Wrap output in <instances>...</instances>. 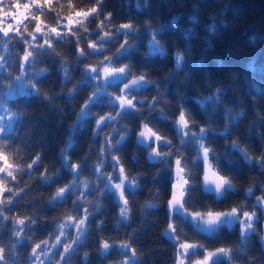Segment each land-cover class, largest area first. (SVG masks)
<instances>
[{"label": "trees", "instance_id": "1", "mask_svg": "<svg viewBox=\"0 0 264 264\" xmlns=\"http://www.w3.org/2000/svg\"><path fill=\"white\" fill-rule=\"evenodd\" d=\"M25 1L29 4L28 16L11 27L12 39L4 38L0 32V63L4 65L0 69V84H3L0 99L9 106V112L20 114L17 118L20 123L11 134L13 138L7 141L10 162L14 161L16 166L10 169L12 176L7 170L0 173L4 185L19 193L15 197L9 192L0 194V206L7 205L3 215L9 217L4 220L0 216V247L4 248L7 264H40L41 261L43 264H123L132 255L119 247L123 243L135 249L136 259L132 264H175L179 242L171 243L164 236L170 222L168 200L172 196L174 161L180 155L189 161L195 159L194 149L198 147L191 143L194 138L190 135L189 143L180 151L182 146L174 123L179 120L181 110L194 132L199 133L201 127L208 130L203 142L214 150L215 157L210 159L209 167L232 185L216 199L201 187L202 159L195 165L189 163L186 171L192 172L193 186L188 210L229 212L243 206L239 211L241 219L243 211L251 214L254 210L256 214L252 220L254 230H247L246 239L241 237L239 221L231 227L224 225L216 235L209 236L197 231L190 218L172 217L180 240L204 246L186 258V264L201 258L205 250L221 247L233 249L231 261L222 257L221 264H264V204L257 200L264 199V164H257V159L264 155V0H103L98 15L94 19L90 17V22L83 19L73 26L72 34L68 28L60 31L64 40L49 36L52 49L47 48L45 38L32 39L37 23L33 14L39 16L42 29H59L69 15L78 10L87 11L95 6L96 0H71L72 8L68 7V0H53L52 9H40L31 0ZM3 3L11 5L4 8L9 15L16 3L25 4L23 0H3ZM4 12H0V21L9 26L11 21L2 18ZM108 13H112V18L104 21ZM125 23L133 25L134 34L114 35ZM157 30H160L157 44L166 53L164 56L149 55L152 33ZM105 31L112 39L104 40V52L88 49L89 40L84 37L96 42ZM78 38L79 47L85 50L83 58L77 51ZM125 39L137 50L129 54L130 58L121 57L119 62L109 65L105 55L114 57ZM39 45H44V52ZM25 49L33 56L26 65L23 81L36 94L16 95L15 99L7 100L2 92L8 90L10 80L20 75ZM177 54L184 56L183 68L179 70L175 67ZM129 65L131 74L125 80L107 82V92L96 88L99 102L91 106L88 118L78 121L81 109L93 96V86L105 83L97 73L95 79L84 83L90 75L86 69ZM38 73L45 75L37 77ZM141 75L155 82L156 87L149 84L134 91L127 99H132L136 108L111 119L110 123L102 121L98 129L96 122L100 117H116L121 112L116 99L123 84ZM33 83L35 89L30 87ZM218 92L223 93L222 103H209L203 108L197 103V99L207 100ZM153 103L150 111L148 105ZM161 113L166 119H159ZM147 121H151L148 127L172 142L171 147L160 145L162 153H172L167 157L170 168H165L159 158H151V148L138 143V134ZM226 128L227 135H221ZM125 132V140L109 147V141L115 145ZM234 141L248 152L251 162L232 147ZM152 147H157V142H152ZM37 156L39 162L29 171L28 165ZM72 164L77 169L73 170ZM121 166L125 169L123 177ZM45 170L46 179H52L50 184L41 180ZM133 178L139 187L134 193L125 190L129 203L124 219L121 209L125 205L123 201L121 204L120 190L117 194L114 185L120 181L129 185ZM70 185L73 190L65 199L53 200L58 189ZM249 189L251 195L247 194ZM9 198L13 203H8ZM85 217L83 242L73 245L78 235L77 222ZM16 220H24V224L18 225ZM14 228L23 229L22 245L15 244ZM101 241L112 245L107 255L101 254L104 251ZM36 244L41 245L38 254L47 250V259L44 255L39 260L32 257ZM65 244L73 245L75 251L62 261L60 253L64 252Z\"/></svg>", "mask_w": 264, "mask_h": 264}, {"label": "snow or ice", "instance_id": "2", "mask_svg": "<svg viewBox=\"0 0 264 264\" xmlns=\"http://www.w3.org/2000/svg\"><path fill=\"white\" fill-rule=\"evenodd\" d=\"M102 2L103 0H96L95 6L91 7L87 11L85 10H78L75 11V17H83L84 20L89 21V18H95L96 15H98L99 10L102 8ZM31 4L36 6L37 8L43 9L44 7H48L49 9H52L53 6V0H31ZM5 7H11V5H5L3 3V0H0V12H4ZM15 7L17 9L23 7L25 10L29 9V4L25 3L23 5L16 3ZM68 7L72 8L73 5L71 3V0H68ZM139 7V5H137ZM145 7H147V3H145ZM4 15H9L8 12H4ZM13 19L16 20L17 24L21 23L19 19H17L16 14H12ZM21 16H24V13H20ZM26 19L27 16H24ZM33 18L36 19L37 23L34 29L35 33H41L42 31V25L40 23L39 16L33 14ZM112 18V13H108L104 17V21H108ZM68 20V32L70 34L73 33V17L72 15H69L67 17ZM2 23V21H0ZM59 24V21H57ZM103 24V21L101 22ZM133 25L125 23L121 24L119 26V29H117L116 33L114 35H124L127 37L130 34H134L132 32ZM11 30V25H9L7 28H0V32H3V37L7 38L9 40L12 39V37L9 36V32ZM124 30V31H121ZM51 32L55 34L56 39L58 40H64V35H62L60 32L57 31V28L53 27L51 29ZM19 34V33H17ZM160 34V30H157L156 32L152 33V40L150 41L149 48L150 53L149 55L159 54L161 56L166 55L163 48L157 44V37ZM32 39L36 40L37 37L35 35H32ZM84 39H88V49L95 51V52H104V40L105 39H112V37L109 35L108 32H103V35H101L100 40L96 42H92V40L89 37H84ZM45 44L47 45L48 49L53 48L52 41L45 36ZM71 43V41H69ZM77 44V51L79 53V56L83 58L85 56V50L81 49L79 47L80 39L78 38L76 41ZM33 47H37V45H33ZM41 52L45 51L44 45L38 46ZM134 45H130L125 39V42L120 45V48L117 50V53L114 55V57H108L105 55L104 59L109 65L116 64L119 62L121 57H129V54L133 51H136ZM50 54V53H49ZM33 56V53L25 49V54L23 56L24 64L21 65V71L20 75L15 78L14 81H9V87L7 92H2V95L7 100H13L15 99L16 95L31 97L35 95L36 93L33 91H28L25 86L23 85V80L27 74L26 65L30 63L29 58ZM2 59V58H0ZM184 65V56L182 54H177L175 57V67L176 69H182ZM4 67L3 63H0V69ZM64 78L67 79V68L64 69ZM86 71H89L90 75L88 78L84 80V83H89L90 79H95V73H97L98 69L93 67L90 69H86ZM103 73L106 78V82L104 84H100L99 82L93 86V96L88 98V102L84 105V107L81 109L79 115H78V121H83L86 118H88L91 115V106L93 104H96L99 102L96 88H101L102 91L107 92V77H113L112 83H116L117 81H123L127 78L128 75L131 74V66H125V67H104ZM45 73H38L37 77H43ZM35 79V78H34ZM151 84L153 87H156L155 82L147 81L145 75H141L138 79H133L130 83H124V87L120 90V95L118 96V99L120 100L121 104V112L117 113L116 117H100L99 120H97V128L99 129L101 127V122L110 123L111 119H116L117 117H120L124 115L127 112H130L136 108V105L133 104L132 99H127V97L134 93V91L140 90L142 88L148 87V85ZM32 89L36 88V84L33 83L30 86ZM3 89V84H0V90ZM264 94V93H262ZM223 95L222 92H218L212 96H209L207 100H199L197 99V103L203 108L206 107L209 103L218 105L219 103H222L221 96ZM111 103V101H110ZM125 103L127 107H125ZM138 104H143V101H138ZM184 105L181 104V108L183 109ZM9 106L5 104L3 99H0V173H4L7 170V174L9 176H12V172L10 169L16 166V163L10 162L9 155H10V148L8 146L7 141L12 139V133L16 131L15 125L20 123V121L17 119L19 117V112H9L8 110ZM149 110L151 111L154 108V103L148 105ZM159 119L163 120L166 119L163 113L160 114ZM151 121H147L144 123V130L139 132V140L138 143L140 146L144 148H151V155L153 158H159V162L163 163L165 168H170L171 165L167 159V157H171V152H163L160 150V145H167L171 147V140L167 138H162L160 134L157 132H154L152 128L148 127V124ZM179 124L181 125L180 128H177V135L180 139L181 149L180 151H183V145L189 143L188 137L191 135L194 139L191 141V143L198 145L197 148L194 149L196 151V157L195 159H192L191 161L187 160L183 155L178 156L175 161V175H174V181L171 184L172 187V196L168 200V207H169V213H170V222L168 224V228L165 230L166 233L169 234L170 239H175L179 242V247L177 249V264H184L185 258H190L192 255L196 254V249L200 248L203 249L204 246L196 243H188L180 240V234L178 232V228L176 223L172 220V217L179 216L181 220H185L187 218H191V223L195 227V229L199 232L205 233L209 236L216 235L219 232V229L224 226L228 225L231 227L233 224H235L237 221L240 222L242 226L241 230V237L242 239H246L248 235L247 230H254V226L252 224V220L255 217V211L253 210L251 214L248 211H243V217L245 219H241L239 215V211L243 206H240V208L234 207L229 212H213L211 210H205L204 212L200 211H189L187 207L188 199L191 195V189H192V172L190 170L186 171V166L191 163L193 165L197 164L198 161L201 159V152H202V162L205 166V169L207 171L209 165L210 159L215 158L214 157V150L208 147L203 141L207 139V132L208 130L204 127H201L199 129V133L194 132L189 122L185 118V112L181 110L179 115ZM181 132L183 133L181 135ZM228 129H225L224 133H221V135H227ZM149 137H154L155 142H157V147H152V141L149 140V142L146 144L145 140H148ZM127 138V132L124 133V135L120 138V140H117L115 142V145L109 141V147H115L116 145L120 144L123 140ZM232 147L235 150H238L241 152V154L244 156L245 160L248 162H251V158L248 154V152L245 149H240L238 144L234 141L232 144ZM113 159H116L117 163H119V160L116 157H113ZM40 160V157L37 156L32 163L28 165V170L30 171L35 164H37ZM68 161H65V165H67ZM257 164H264V155L259 157L257 159ZM72 169H77L76 164H72ZM97 172L100 171L99 168L96 169ZM125 172V169L123 166L120 167V173L121 177H123ZM47 170H45V173L41 174V180L43 183L50 184L52 182L51 178H47ZM213 175L216 177V180L218 181L215 183V197L216 199H220L224 195V191H227L232 188L231 182L229 179L217 175L215 172ZM13 179L15 177L13 176ZM111 179V177L109 178ZM107 187V186H106ZM114 187L117 190H120V197L119 199L123 201L125 208L121 209V215L124 219H127L126 211L129 201L125 199V190L135 192V190L139 187L138 181L133 178L132 183L129 185H124L123 183H117L114 185ZM177 189H179V195L177 196ZM71 185L67 188H60L58 189L56 196L53 197V200L59 199L63 200L67 197V195L72 191ZM223 190V191H222ZM22 191V190H21ZM3 192H9L12 193V197H15L19 193L12 192V189L10 187H6L4 185L3 178L0 177V194ZM204 192L205 193H212V189L208 187L207 185V176L205 177V185H204ZM252 190H248V195H251ZM257 200L264 204V199L258 197ZM8 203H13V199L9 198ZM7 205L0 206V216H3L4 220H7L9 217L3 215V209ZM87 212V209H85ZM86 220L87 217H85V220H79L77 222V231L78 235L73 239V245L83 241L81 240V237L84 234V231L86 230ZM16 224L23 225L24 220H16ZM99 227V225H98ZM14 234L16 236L15 244L22 245L23 244V237L20 236V231H23V229L16 230L13 229ZM64 233H62L63 235ZM262 240H264V237H262ZM43 243H47V241H44ZM60 243L59 237L57 238V245ZM73 245L65 244L64 245V252L60 253V259L66 260L67 254L70 252L75 251L73 248ZM56 245H54L55 247ZM101 249L104 251L101 253L102 255H107V252L111 250L112 245H110L107 241H101L100 245ZM122 250H129L131 251L132 255L129 258H126L123 261V264H132V262L136 259V252L135 249L131 247L128 243H123L119 246ZM41 248L40 244H36L32 248V257H34L36 260H39L40 255H44L47 259V250H42L40 254L37 253V250ZM232 252L233 249L228 248H218L216 251H204V258L202 260H198L195 262V264H221V258L226 257L229 261L232 259ZM85 261H87L88 257L87 254H85L84 257ZM0 264H7V261L4 256V248L0 247ZM40 264H43L41 261Z\"/></svg>", "mask_w": 264, "mask_h": 264}, {"label": "rangeland", "instance_id": "3", "mask_svg": "<svg viewBox=\"0 0 264 264\" xmlns=\"http://www.w3.org/2000/svg\"><path fill=\"white\" fill-rule=\"evenodd\" d=\"M23 1H24V3H27L25 0H23ZM20 13H24V16H28V9L25 10L23 7L17 9V8L15 7V5H14L12 11L10 12V15H9V16H3L2 18H3V20H4V19H9V21H11V22H10L11 27H14V26L17 25V22H16L15 19H13V15H12V14H16L17 19H19L21 22H22L23 20H25L24 16H21ZM72 17H73V26H75L77 23L81 22V21L84 19L83 17H75V14H73ZM2 26H3V27H2ZM0 27H1V28H7L8 26L6 25V23H3V24L1 23V24H0ZM67 28H68V20H67V18H66V19L64 20V22H63L62 24H60V27H59V29H57V31L60 32V31H62V30H66ZM1 33H3V32H1ZM34 35H35V36H41L42 38H45V36H47V37H49V36H51V37H52V36H55V34L51 32V29H42L41 33H35V32H34ZM104 67H105V66L100 67V68L98 69V71H97V74L99 75V77L101 78V80H103V81L106 82V78H105V75H104V73H103V68H104ZM112 79H113V77H111V76H110V77H107V82H111ZM131 81H132V80H131ZM131 81H127V82H125V83H130ZM22 83H23V85L25 86V88L29 91V86H28L24 81H23ZM123 87H124V84H123L122 88H123ZM7 91H8V90H7ZM7 91H6V92H7ZM116 100H117L118 107L121 109V107H120V104H121L120 100H119L118 98H117ZM125 107H127L126 103H125ZM174 126H175V128H176V127H177V128H180V127H181V125L179 124V120H178L176 123H174ZM177 128H176V129H177ZM142 130H144V129H142ZM142 130H141V131H142ZM137 139H138V140L140 139V138H139V134H138ZM149 140H151L152 142H155L154 137H149L148 140H145V143H148ZM151 158H153L152 155H151ZM201 159H202V152H201ZM174 170H175V164H174V169H173V178H174V175H175ZM203 172H204V174H203V178H202V180H201V187H202V189L204 190L205 177L207 176V185H208V187H210V188L212 189V193L214 194V192H215V183L218 182V181L216 180V177L213 175L214 172L210 169V167H208V169H207V171H206L204 165H203ZM120 183H124V181H120ZM114 189L117 190L115 187H114ZM177 192H179V189H177ZM117 194H118V190H117ZM214 195H215V194H214ZM121 204H122V201H121ZM189 218H190V217H189ZM190 219H191V218H190ZM243 219H245V218L243 217L242 220H243ZM240 225H241V224H240ZM240 229L242 230V226L240 227ZM262 237H264V232H263V236H262ZM262 241H263V243H264V240H262ZM178 247H179V246H178ZM178 247H177V249H178ZM215 251H216V250H215ZM212 252H214V251H212ZM203 258H204V255H202V257L199 258V259L192 260L189 264H195L196 261H198V260H202ZM185 261H186V258L184 259V264H186ZM175 264H177V256H176V258H175Z\"/></svg>", "mask_w": 264, "mask_h": 264}, {"label": "water", "instance_id": "4", "mask_svg": "<svg viewBox=\"0 0 264 264\" xmlns=\"http://www.w3.org/2000/svg\"><path fill=\"white\" fill-rule=\"evenodd\" d=\"M164 236H165V238H166L169 242H171V243H175V239H170V238H169V234L166 233V231H165V233H164Z\"/></svg>", "mask_w": 264, "mask_h": 264}]
</instances>
